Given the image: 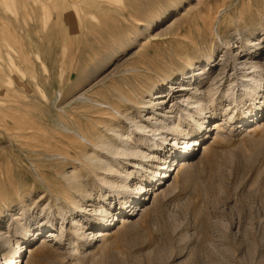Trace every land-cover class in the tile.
<instances>
[{
  "label": "rangeland",
  "instance_id": "374dc122",
  "mask_svg": "<svg viewBox=\"0 0 264 264\" xmlns=\"http://www.w3.org/2000/svg\"><path fill=\"white\" fill-rule=\"evenodd\" d=\"M236 54L264 70V0H0V264H264V90L247 95ZM208 87L202 119H221L218 133L175 101ZM149 115L207 133L189 166L170 133L148 152L154 138L133 125ZM101 143L142 157L112 160ZM95 156L112 171L91 175ZM103 177L129 187L109 192Z\"/></svg>",
  "mask_w": 264,
  "mask_h": 264
},
{
  "label": "bare ground",
  "instance_id": "6f19581e",
  "mask_svg": "<svg viewBox=\"0 0 264 264\" xmlns=\"http://www.w3.org/2000/svg\"><path fill=\"white\" fill-rule=\"evenodd\" d=\"M259 57H256V56H252V55H247V54H245V55H242V56H240L239 54H236V55H234V57H233V61H235V63L240 67V68H243V69H245V70H248V71H250V70H252V75H248V76H244L245 78H247L248 79V83H250V84H247V89H248V92H247V95H250V96H255V95H257V93L259 92V91H261V92H263V90H264V77H263V68L261 67V65L259 64V63H257L256 61H257V59H258ZM220 77V76H219ZM214 80V79H213ZM212 80V81H213ZM215 81V80H214ZM215 82H217V81H215ZM214 82V83H215ZM213 83V82H212ZM212 86V85H211ZM214 86V85H213ZM212 88H214V87H212ZM184 89V88H183ZM181 89L180 91H185L186 89ZM208 89H209V87L207 88V90H205V91H207L208 92ZM210 89H211V87H210ZM209 89V90H210ZM230 89V88H229ZM193 91V90H192ZM231 91V90H230ZM198 91H193V93H192V96L191 97H188V98H191V99H193V103H191L190 104V102H188V99H186V100H183L182 99V97L181 96H179V95H176V97H175V101H177V102H184V103H186V106H187V104L188 105H191L192 106V109L190 110L189 108H184V112H185V117H187V118H193V115L194 114H196L197 115V117H198V119L196 120L197 122H200V127H199V130L200 131H202L203 133L204 132H206L208 129H205V124H206V119H202V115H203V112L206 110V105L208 104V103H211L212 101H211V99H212V97H214L213 96V94L211 93V92H208L207 93V95L206 94H201V92L200 93H197ZM206 95V96H205ZM185 96V95H184ZM223 96L227 99H230V97H231V94H230V92H229V90H227L226 91V93L225 94H223ZM263 99H264V95H262L261 96ZM124 99H126V98H124ZM165 97L163 96V95H156L155 96V98H154V101L155 102H151V103H149V107H151V109L153 110V113H158V112H156L157 111V109H160V110H162L163 109V106H164V104H165ZM148 106V105H147ZM174 107V106H173ZM179 107V106H178ZM109 108V110H111V111H113L115 114H121L120 113V109H119V107H118V109H116L114 106H109L108 107ZM146 108V107H145ZM171 109V108H170ZM205 113V112H204ZM167 114V113H166ZM159 115H160V113H159ZM168 115V114H167ZM259 115V114H258ZM258 115H255V117L257 118L258 117ZM153 117V116H152ZM167 117H169V116H167ZM254 117V116H253ZM131 118V117H130ZM248 118V117H247ZM252 118V117H251ZM172 118L170 117V118H166V117H164V119H161V120H159V118H151V116L149 115V116H147L145 119H144V121H145V123L144 124H135V125H133L134 127H135V129L137 130V131H139V132H143V133H146V134H148V135H150L151 137H153L154 138V140H152V142H151V144L149 143V150H148V152L149 153H153V156L155 155V154H157V152H160V151H156V149H157V147H158V145H157V143H158V141H160V143L162 144V146L163 145H165L166 144V142H167V137H165V134H167V133H170L172 136H174V138H172V139H170V141H173V146H176L177 144H178V141H179V138H182V146H184V149L182 150L183 152H184V154L182 155V157H184V159L178 164V166L179 167H182V166H186V165H188L189 166V164H190V162H191V160L194 158V151H195V148H196V146L198 145V141L199 140H202V139H204V138H206V134L207 133H209V132H215V131H217V133H218V130L221 128V119L220 120H218V121H216V122H214L213 124H212V127L207 131V133L206 134H202L201 136L202 137H200V138H198V139H189L188 137H189V135H186V133L184 132L185 130H184V127H183V124H182V121L183 120H181V117H178L177 118V120H176V123L173 121V120H171ZM128 120V119H127ZM151 120H153V122H151ZM230 120V119H229ZM252 120V119H251ZM262 125H264V123L262 124ZM75 134H76V132H75ZM116 134V133H115ZM120 134V133H119ZM90 135V134H89ZM73 136V135H72ZM76 136H78V137H80V139L82 138L83 139V142H85L86 141V139H84L81 135H76ZM118 136H120V135H118ZM130 136V135H129ZM121 138H122V136H121ZM88 139V138H87ZM85 140V141H84ZM87 142H88V140H87ZM127 142H128V140H127ZM149 142V141H148ZM129 143V142H128ZM136 143V142H135ZM141 143V142H140ZM116 144V143H115ZM142 144V143H141ZM141 144H139V146H141ZM119 145V144H118ZM127 145V144H126ZM131 145V144H130ZM116 146V147H114V146H112L111 144H107V143H101V145H100V148L102 149V150H105L107 153H109L111 156H112V158H114V159H112V160H115V158H128V159H130V158H132V159H137V158H140V157H142V154H141V151H140V149L139 148H137V147H134L133 145L132 146ZM164 147V146H163ZM99 148V149H100ZM204 150H205V147H204ZM162 151V150H161ZM163 151H164V149H163ZM146 153V152H145ZM91 154V153H90ZM144 154V153H143ZM97 157H98V155H96ZM96 156L93 158V157H85V160H87V162L89 163V166H87L86 167V169L87 170H89L90 172H91V175H93L94 176V174H96L97 173V171H99V170H103L104 168H107V170L106 171H109V172H111L112 171V166H110L111 164L110 163H108V164H106V163H102L101 161L103 160L102 158V160H100V159H98V158H96ZM110 156V157H111ZM83 157V156H82ZM147 157V156H146ZM64 158V157H63ZM158 158V157H157ZM171 158V156H166L165 158H163L162 159V162H165V160H168V159H170ZM107 159V158H106ZM124 160V159H123ZM118 161V160H117ZM120 161V160H119ZM172 161V160H171ZM76 163H78V162H76ZM166 163V162H165ZM164 163V164H165ZM171 163V162H170ZM174 163V162H173ZM119 164V163H118ZM83 167V166H82ZM103 167V168H102ZM115 168V167H114ZM114 168H113V170H114ZM163 169V168H162ZM167 169H169V167L167 168ZM166 169V170H167ZM166 170H164L163 171V173H161L160 175V177H162V180L163 179H165V177H166V174H167V171ZM169 170H171V168L169 169ZM169 170H168V172H169ZM114 171H116V170H114ZM125 172V171H124ZM100 173V172H99ZM98 173V174H99ZM118 175H119V172H118ZM121 175V174H120ZM125 175H126V173H125ZM99 176V175H98ZM111 176V175H110ZM117 176V175H116ZM122 176V175H121ZM127 176H130V175H128L127 174ZM73 177V176H72ZM77 176L75 175V178H76ZM95 177H96V175H95ZM119 177V176H118ZM126 177V176H125ZM74 178V179H75ZM99 178V177H98ZM104 178V179H103ZM102 178V180H100L101 181V185L102 186H105L106 187V189H108L109 190V192H112V193H116V194H120L119 192L121 191V190H127L128 189V184H125V182H123V183H121V184H117V183H114V182H110L109 181V179L108 178H105V177H103ZM120 178H122V177H120ZM129 178V177H128ZM67 179H68V177H67ZM66 179V180H67ZM127 179V178H126ZM72 180V179H71ZM116 181V180H115ZM121 181V180H120ZM123 181V180H122ZM124 181H125V179H124ZM158 182V181H157ZM157 182H155V183H157ZM161 183H159L158 184V186L160 185ZM155 185H157V184H155ZM73 186V185H72ZM72 186H70V188L72 189V190H74L73 188H72ZM76 186H77V183H76ZM74 187V186H73ZM78 189H79V186L77 187ZM71 191V190H70ZM70 191H68L67 193H64V192H61V194L59 195V196H61V199L62 200H64V201H68V200H72V198H73V196H71L70 195ZM119 191V192H118ZM54 194H51V195H53L54 196V199H55V187H54ZM149 193V191L148 190H146V186H142L141 188H140V193H141V200L139 199V198H136L135 196L130 200V202H129V200H128V202L127 203H124V204H127L126 205V210H122V211H124V216H122L121 218V223L123 224V223H125L127 220H129V219H131L132 218V216L134 215V212L136 211V208H138L139 207V205H141L147 198H146V193ZM73 193V192H72ZM154 196H157V194H155L154 193ZM57 199H59V198H57ZM139 201V202H138ZM153 204V203H152ZM132 209V208H135V210H127V209ZM122 211H119V212H122ZM109 212H113V210L112 209H110L109 210ZM114 212H115V210H114ZM117 215L116 214H113L111 217H110V221H108V222H106V223H104L103 225H102V227H101V229L102 230H99L98 231V233H96L95 234V236L96 237H101V236H105L106 235V233H104V232H106V230H107V228L108 227H110V226H113V225H115V223L114 224H112V222L115 220V217H116ZM73 224V223H72ZM45 227H43V226H40V229L38 230V231H35V233H37V236L39 235V233H40V231L41 230H43ZM91 233H92V231H91ZM48 237H51V238H53V237H55L54 235H53V233H52V230H49L48 231ZM89 235H90V233H89ZM93 235V234H92ZM94 236V235H93ZM92 236V237H93ZM42 244H45V240H42V242H41Z\"/></svg>",
  "mask_w": 264,
  "mask_h": 264
}]
</instances>
